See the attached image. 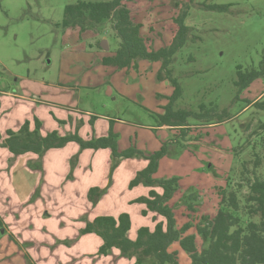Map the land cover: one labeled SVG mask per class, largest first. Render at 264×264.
<instances>
[{
    "label": "rangeland",
    "instance_id": "rangeland-1",
    "mask_svg": "<svg viewBox=\"0 0 264 264\" xmlns=\"http://www.w3.org/2000/svg\"><path fill=\"white\" fill-rule=\"evenodd\" d=\"M81 1L111 0H0V90L14 96L0 93V190L7 194L26 188L27 203L17 208L20 215L34 217L27 231L13 230L12 238L0 229V264H136L135 257L118 249L100 255L103 240L96 234L86 239L72 231L58 238L56 226L67 227L69 220L77 227L67 216L69 201L87 194L94 207L101 202L103 216L129 213L132 235L164 221L154 212L145 218L143 204L129 200L146 195V186L130 188V183L148 165V157L167 146L155 178H180L169 205L177 228L189 224L186 235H197L201 218L216 216L218 190L227 179L236 173L237 180L242 163L252 160L254 152L264 158V75L245 90L236 86L239 72L259 69L264 59V0L131 4L141 36L156 51L171 44L178 29L174 18L189 9V40L171 68L183 91L174 110H185L190 117L175 128L158 127L174 93L169 80L157 77L161 62L139 60L127 69L105 66L103 58L113 56L119 46L110 25L82 34L63 29L66 7ZM204 4L232 7L221 12ZM103 41L109 50L102 48ZM206 112L210 121L202 117ZM27 123L42 137L57 132L89 141L113 131L120 152L135 148L141 154L116 159L111 150L83 149L71 142L42 154L15 156L5 145L8 131L18 132ZM260 172L264 175V163ZM92 188L104 191L96 204L89 198ZM45 205L52 212H42ZM8 214L13 222L16 215ZM87 219L82 220L85 225L93 222ZM197 245L199 250L207 247L200 236ZM170 252L177 253L180 264H191L179 243Z\"/></svg>",
    "mask_w": 264,
    "mask_h": 264
},
{
    "label": "trees",
    "instance_id": "trees-1",
    "mask_svg": "<svg viewBox=\"0 0 264 264\" xmlns=\"http://www.w3.org/2000/svg\"><path fill=\"white\" fill-rule=\"evenodd\" d=\"M143 1L153 2V0L81 1L66 7L61 25L63 29H79L81 34L100 30L104 24L110 25L116 39L119 40V46L113 56L103 58L102 63L105 66L127 69L139 60L161 62L162 67L157 77L159 80H169L174 93L165 109V114L160 115L158 127H179L184 125L190 114L185 110H174V104L182 97L183 91L180 82L174 77L171 66L176 54L189 40L192 30L186 25L189 9L186 6L187 10L174 18L173 25L178 29L173 35L171 44L156 51L151 41L141 36L142 25L136 22L130 8L131 4ZM194 2L195 0H190L191 4ZM201 6L221 12L232 7V5L209 4ZM192 39L196 38L192 37ZM263 75L264 59L259 69H253L248 74L239 72L236 86L240 91L245 90ZM252 103L254 102H250V105ZM254 105L262 106L259 102ZM207 116H209L208 112L202 117L210 121V117ZM8 136L5 145L15 156L27 153L42 154L51 149L63 148L71 142L80 144L83 149H109L116 159L132 158L141 154L135 148L120 152L118 135L113 131H110L107 137L89 141L78 135L60 137L57 132L42 137L36 131L31 132L30 123H27L18 132L8 131ZM166 154L167 146H163L160 151L149 156L147 167L130 183V188L139 185L151 188L148 196L132 202L146 206L143 216L154 212L162 216L165 222H158L154 230L141 227L137 232L136 240H131L128 237L132 227L130 214L122 213L118 217L99 216L93 222L87 223L81 234H96L103 240L99 250L100 255L106 256L111 250L118 249L123 254L135 257L136 264H180L177 253L170 252V247L175 243H179L181 249L189 254L191 264H264V175L260 172L264 158L254 152L252 160L242 163L238 179L236 180L237 175L234 173L227 179L226 187L218 190L220 202L216 216L202 217L197 226V235L207 243L206 248L199 250L197 235H186L191 229L189 224L181 229L177 228L175 214L169 205L179 190L180 178L162 180L155 178L160 161ZM156 187H159L162 193L157 192ZM103 193L100 188H92L89 198L96 204ZM190 208L193 209L191 205ZM0 229L5 230L1 215Z\"/></svg>",
    "mask_w": 264,
    "mask_h": 264
},
{
    "label": "crops",
    "instance_id": "crops-1",
    "mask_svg": "<svg viewBox=\"0 0 264 264\" xmlns=\"http://www.w3.org/2000/svg\"><path fill=\"white\" fill-rule=\"evenodd\" d=\"M0 93L5 95L6 97H14L10 92H7V91H1L0 90ZM163 128H165V127H163ZM105 150H109V149H105ZM20 181H21V176H17L16 182L19 183ZM24 181H25V179H24ZM18 186L21 187L22 185H18ZM147 188H148V190H147L146 195H143L142 197L148 196L151 188H149V187H147ZM25 191H27L26 188H24V189L17 188V189L12 190L10 193L3 194L2 191L0 190V197L3 198L2 200H0V215L3 218L4 223H5V232L4 233L10 238H12V236H13V230H15V231H27L29 229L31 219L33 217L32 213H31V215H23V214L20 215L21 213L19 214V208L27 203ZM156 191L159 192L158 190H156ZM85 196L83 198L81 197V199L73 198L72 200L69 201V209L67 210V216L71 220L76 221L77 227H75L72 224V222H70L69 220H67L65 222L66 225H68L67 227L58 228L56 226L57 228L55 227L54 231L57 234L58 238L62 239L65 236H71L72 231H76L77 233L81 232L82 229H84L86 227V225H85L86 218H88L87 221H93L95 218H97L99 216H103V213H100L98 211L99 210L98 206L101 204V202L98 206L94 207L93 205H91V203L88 202V200H86ZM108 198H110L113 201L111 196H108ZM137 198H139V197L130 198L129 203L133 204L132 202L135 201ZM106 202H107V200H106ZM109 203L111 204L110 201H109ZM114 204H116V202L113 201V205ZM17 207H19V208H17ZM140 209L145 210L146 209L145 205H143V207H141ZM42 212L49 214L52 211L50 209H48L47 205H45L44 207H42ZM8 213L16 215L15 220L13 222L11 220H9V218L11 216ZM122 213H127V212L112 211L111 213H109V215L106 214V216L118 217ZM38 214L39 213H37L36 216H38ZM145 218H148V217L145 216ZM131 219H132V216H131ZM82 220H85V221L82 222ZM77 221H80V222H77ZM158 222H165V220L163 221V219H159ZM156 224L154 226L150 227V229L154 230ZM72 226H74V227H72ZM140 228L137 229V232ZM133 229H134V224H133V219H132V227L128 233V237L131 240H136L137 232L134 235H132ZM48 231H49V229H48ZM49 232H51V231H49ZM84 236L87 239L88 235H84ZM197 241H198V236H197Z\"/></svg>",
    "mask_w": 264,
    "mask_h": 264
},
{
    "label": "water",
    "instance_id": "water-1",
    "mask_svg": "<svg viewBox=\"0 0 264 264\" xmlns=\"http://www.w3.org/2000/svg\"><path fill=\"white\" fill-rule=\"evenodd\" d=\"M101 46H102V48H104L106 50H109L107 41H103V43L101 44Z\"/></svg>",
    "mask_w": 264,
    "mask_h": 264
}]
</instances>
